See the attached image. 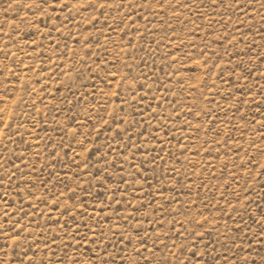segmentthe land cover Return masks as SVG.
Masks as SVG:
<instances>
[{
  "label": "rangeland",
  "instance_id": "rangeland-1",
  "mask_svg": "<svg viewBox=\"0 0 264 264\" xmlns=\"http://www.w3.org/2000/svg\"><path fill=\"white\" fill-rule=\"evenodd\" d=\"M0 264H264V0H0Z\"/></svg>",
  "mask_w": 264,
  "mask_h": 264
}]
</instances>
